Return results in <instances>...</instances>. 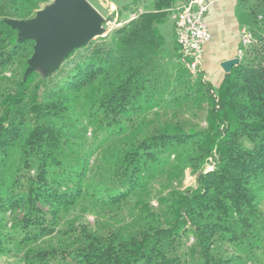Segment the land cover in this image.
Masks as SVG:
<instances>
[{"label": "trees", "instance_id": "1", "mask_svg": "<svg viewBox=\"0 0 264 264\" xmlns=\"http://www.w3.org/2000/svg\"><path fill=\"white\" fill-rule=\"evenodd\" d=\"M53 1L0 0V264H264V0L219 88L161 35L175 0L28 73L10 22Z\"/></svg>", "mask_w": 264, "mask_h": 264}, {"label": "water", "instance_id": "2", "mask_svg": "<svg viewBox=\"0 0 264 264\" xmlns=\"http://www.w3.org/2000/svg\"><path fill=\"white\" fill-rule=\"evenodd\" d=\"M54 2L48 9L39 11L31 21L10 22L13 28L21 31L22 39L36 41L28 73L38 71L41 59L48 57L53 62V69L44 75L52 74L72 51L105 34V18L86 0ZM239 63V58L225 61L222 68L230 74Z\"/></svg>", "mask_w": 264, "mask_h": 264}, {"label": "crops", "instance_id": "3", "mask_svg": "<svg viewBox=\"0 0 264 264\" xmlns=\"http://www.w3.org/2000/svg\"><path fill=\"white\" fill-rule=\"evenodd\" d=\"M205 1L209 4L206 24L211 33V39L204 46V63L201 74L206 82L219 88L228 75L224 72L222 64L238 58L241 32L244 28L251 26L252 13L257 8V3L254 0ZM185 3L186 0H175L172 8L161 12L166 18L160 19L158 27L162 37L171 48L177 45L176 15ZM154 4V0H143L141 5L134 6V0H125L124 7L120 8L123 15L122 21H129L131 16L140 9L145 13L157 12ZM112 6L118 7L113 3ZM167 22L168 26H165Z\"/></svg>", "mask_w": 264, "mask_h": 264}, {"label": "built area", "instance_id": "4", "mask_svg": "<svg viewBox=\"0 0 264 264\" xmlns=\"http://www.w3.org/2000/svg\"><path fill=\"white\" fill-rule=\"evenodd\" d=\"M209 4L205 0H186L176 15L175 27L177 42L180 46V62L189 74L196 78L202 72L204 63V46L211 39V33L206 24V16L208 14ZM143 10L135 12L129 21L124 22L119 18V14L114 6H112L111 17L105 18V34L106 37L115 28L133 22L139 18ZM261 20L264 16L259 17ZM241 47L238 50V58L244 55V51L254 44V35L248 28H244L241 32Z\"/></svg>", "mask_w": 264, "mask_h": 264}, {"label": "rangeland", "instance_id": "5", "mask_svg": "<svg viewBox=\"0 0 264 264\" xmlns=\"http://www.w3.org/2000/svg\"><path fill=\"white\" fill-rule=\"evenodd\" d=\"M92 7H95V9H97L101 15L103 17H111L110 13H111V10H112V3L106 1V0H86ZM55 2L53 1L51 4L45 6L42 10H46L48 9L49 7H51ZM115 5H117L118 7H115V9L117 10V13L119 14V18L120 20L122 21V9L120 8H123L124 5H125V0H118ZM262 9V7H261ZM137 13H138V10H137ZM261 16V15H264V11L260 10V11H256L255 12V16ZM254 16V17H255ZM253 17V18H254ZM165 26H168V22L165 24ZM251 26H249L248 29L252 30L250 28ZM103 28L105 29V25H103ZM118 28H121V27H117L115 28L114 30L118 29ZM114 30L112 32H114ZM27 33V31H24V34ZM48 58V57H47ZM42 58L41 59V62H40V65H39V73L41 74H47L48 72H50L52 69H53V62L48 58ZM213 168L211 165H207L206 167V171H211ZM195 176L191 174L190 170H187L186 171V179L184 181V185L185 186H192V185H195Z\"/></svg>", "mask_w": 264, "mask_h": 264}]
</instances>
